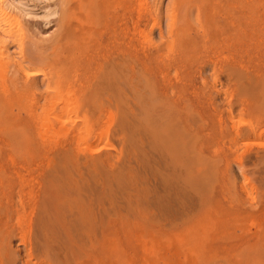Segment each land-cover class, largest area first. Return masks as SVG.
Masks as SVG:
<instances>
[{"label": "rangeland", "instance_id": "obj_1", "mask_svg": "<svg viewBox=\"0 0 264 264\" xmlns=\"http://www.w3.org/2000/svg\"><path fill=\"white\" fill-rule=\"evenodd\" d=\"M21 1L32 13L19 18L24 45H48L58 16L44 25L43 15L58 11L61 0ZM142 1L134 11L141 16L135 88H128L125 68L114 88L70 90L58 71L56 90L22 88L26 135H14L9 147L0 139V264H264V0H210L215 12L209 2L202 14L193 7L187 35L176 34L185 27V3ZM109 36L107 30L103 42ZM33 56L30 72L56 74L58 67ZM162 105L187 114L185 123L171 119L168 127L191 129L194 148L181 150L196 152L195 182L179 150L164 157L155 129ZM59 124L69 127V138Z\"/></svg>", "mask_w": 264, "mask_h": 264}, {"label": "bare ground", "instance_id": "obj_2", "mask_svg": "<svg viewBox=\"0 0 264 264\" xmlns=\"http://www.w3.org/2000/svg\"><path fill=\"white\" fill-rule=\"evenodd\" d=\"M147 1V0H146ZM145 0L142 2H146ZM149 1V0H148ZM216 1V0H215ZM220 1V0H219ZM184 6L186 5L188 7V10L186 11V17L183 21L184 26L182 23L180 25L182 27H179L175 25V27L178 28L176 31V34H185L187 31L186 25L188 26V19L191 15L190 12L192 8L196 7L195 10L198 11V13H201L202 10H204V7L209 2H212L210 0H179ZM178 2V3H179ZM216 1L215 3H217ZM225 2V0H224ZM238 2V1H237ZM259 2V1H258ZM135 3L136 0H61V8L58 11L55 9H49L45 11L43 15L44 19V25H47L49 23V19L57 15V27H58V34L56 38L54 37V40L51 41L48 45L45 46H38L33 45L29 47H26L24 45V33L21 25L23 23L22 20L20 21L21 17H30L32 15L31 11L29 10L26 2L24 3L21 0H0V139L1 142L4 145H8L9 141H12L14 135H23L22 129H24L23 125V118L21 117V114H23V109L25 108L23 105V89L22 88H60L58 85L62 84V79L60 77L61 74L65 81L67 83L68 88H114L115 81L118 79L119 72L122 71V69L125 68L128 69L126 71L130 72V75L127 78V85L128 88H135L134 87V71H135V61H136V46H135V36L134 33L136 32L135 29L137 26V19L139 20L138 15L135 14ZM147 3V2H146ZM150 3V2H149ZM147 3V4H149ZM177 3V2H176ZM213 8L215 7L214 1ZM229 3V2H227ZM58 4V3H57ZM140 4V3H139ZM211 4V3H210ZM219 6H221L219 3H217ZM216 4V5H217ZM225 4V3H224ZM235 4V3H234ZM237 4V3H236ZM239 4V3H238ZM142 5V4H141ZM180 5V4H179ZM240 5V4H239ZM143 6H145L143 4ZM161 6V5H160ZM159 6V7H160ZM183 6V5H182ZM212 6V5H211ZM224 6V5H223ZM228 6V5H227ZM238 6V5H237ZM150 8V5H146V13H150L152 9ZM186 7V9H187ZM208 7V6H207ZM206 7V8H207ZM217 7V6H216ZM229 7V6H228ZM226 8V12H228L230 8ZM234 7V6H233ZM236 7V6H235ZM142 8V6H141ZM144 8V7H143ZM158 8V7H157ZM156 8V9H157ZM175 8V7H173ZM172 8V9H173ZM178 8V7H177ZM212 8V9H213ZM219 8V7H218ZM222 7H220L221 9ZM225 8V7H224ZM45 9V8H44ZM145 9V8H144ZM185 9V10H186ZM198 9V10H197ZM209 9V7H208ZM60 10V11H59ZM143 10V9H141ZM150 10V11H149ZM214 8V12H215ZM218 10V9H217ZM228 10V11H227ZM157 11V10H156ZM161 11L158 9V12ZM167 10H165L166 12ZM177 11V9H176ZM205 11H207L205 9ZM44 12V11H43ZM137 12V11H136ZM144 12V10H143ZM171 12V11H169ZM14 14V16H18V18L15 16V18L10 17L9 14ZM140 13V11H139ZM145 13V16H146ZM148 13V14H149ZM152 13V11H151ZM154 13V11H153ZM162 13V12H161ZM211 13V12H210ZM209 13V14H210ZM41 14V13H40ZM144 14V13H142ZM156 13H154L155 15ZM202 14V13H201ZM201 14L199 16H201ZM212 14V13H211ZM228 14V13H227ZM230 14V13H229ZM35 15V14H34ZM141 15V13H140ZM150 15V14H149ZM160 15V14H159ZM162 15V14H161ZM208 15V14H207ZM206 15V16H207ZM217 15V14H216ZM143 15L142 17L145 18ZM180 16V15H179ZM198 16V17H199ZM209 16V15H208ZM211 16V15H210ZM209 16V17H210ZM263 16V15H262ZM39 17V16H38ZM147 17V16H146ZM149 17V16H148ZM150 19L151 15H150ZM158 17V15H156ZM155 17V20H156ZM161 17V16H160ZM223 17V16H222ZM20 18V19H19ZM170 18V17H169ZM168 18V19H169ZM177 18V17H176ZM226 18V21L230 20ZM153 19V18H152ZM160 19V18H159ZM171 19V18H170ZM178 19V18H177ZM181 17V21H182ZM205 19V18H204ZM212 19V17L210 18ZM209 19V20H210ZM14 20V22H12ZM155 20L154 23H155ZM158 20V19H157ZM195 20V19H194ZM200 20V19H198ZM202 20V18H201ZM206 20V19H205ZM208 20V18H207ZM13 23L15 28H12L9 23ZM152 21V22H153ZM159 21V20H158ZM190 21V19H189ZM197 21V20H196ZM142 22V21H141ZM144 22H146L144 20ZM150 22V21H149ZM151 22V23H152ZM206 22V21H205ZM190 23V22H189ZM15 24L17 26H15ZM140 24V23H138ZM144 24V23H143ZM169 24V23H168ZM177 24V23H176ZM201 24V23H200ZM206 24V23H205ZM213 24V23H212ZM227 24V23H226ZM147 25V24H146ZM179 25V23H178ZM202 25V24H201ZM230 26V24H228ZM232 25V24H231ZM236 26V24L234 23ZM174 27V28H175ZM199 27V26H198ZM233 27V26H232ZM216 29V27H214ZM218 28V27H217ZM221 28V27H220ZM225 28V27H224ZM234 28V27H233ZM168 29V27H167ZM222 29V28H221ZM25 30V29H24ZM38 30V29H37ZM109 31L110 36L108 37L107 42H103L102 37L105 34L106 31ZM176 30V29H175ZM183 30H186L185 32ZM210 30V29H209ZM169 31V30H168ZM182 31V32H181ZM223 31V30H222ZM226 31V30H224ZM172 32V31H171ZM181 32V33H180ZM219 32V31H218ZM217 32V33H218ZM188 33V32H187ZM187 33L185 35H187ZM190 33V32H189ZM222 33V32H221ZM137 34V33H136ZM173 34V33H172ZM214 34V33H213ZM226 34V33H225ZM224 34V35H225ZM24 35V36H23ZM170 35V34H169ZM182 35V34H181ZM227 35V34H226ZM208 36V35H207ZM143 37V36H142ZM149 37V36H148ZM180 37V36H179ZM186 37V36H185ZM209 37V36H208ZM146 38V37H145ZM174 38V37H173ZM227 38V37H226ZM229 38V36H228ZM39 40V39H38ZM46 40V39H45ZM143 40V39H141ZM169 40V39H168ZM42 41V40H41ZM144 41V40H143ZM145 42V41H144ZM210 42V41H209ZM192 44V43H191ZM150 46V45H149ZM192 46V45H191ZM15 48V49H13ZM194 48V47H193ZM33 49L38 51V54L34 53ZM205 49V48H204ZM156 52V51H155ZM157 53V52H156ZM160 53V52H159ZM33 54L36 56V58L39 60L38 62L45 63L49 66L58 67L56 68V71L59 73L56 74H43L41 78L38 77V73L36 71L30 72L29 71V64L32 63L31 60L34 59ZM164 56V55H163ZM138 57V56H137ZM169 58V57H168ZM171 59V58H170ZM189 59V58H188ZM226 59V58H225ZM172 60V59H171ZM170 60V61H171ZM148 61V60H147ZM169 61V60H168ZM228 61V60H227ZM35 62V61H34ZM37 62V60H36ZM169 63V62H168ZM34 64V63H33ZM31 64V65H33ZM46 65V66H47ZM189 65V64H188ZM174 66V65H173ZM176 66V65H175ZM30 67V66H29ZM193 67V66H192ZM48 68V67H47ZM31 69V68H30ZM55 69V68H54ZM34 70V69H33ZM65 72V76L60 72ZM64 70V71H63ZM120 70V71H119ZM42 72V71H41ZM70 72H73L72 75L73 78L71 79L68 74ZM90 72V73H89ZM52 73V72H50ZM47 74L49 76H47ZM90 74V75H89ZM71 76V75H70ZM57 78V79H56ZM59 79H61L59 81ZM180 81V80H179ZM61 83V84H58ZM117 83V82H116ZM65 84V83H64ZM63 84V85H64ZM65 88V87H64ZM50 89V90H51ZM63 89V88H62ZM30 90V89H29ZM49 90V92H50ZM71 90V89H70ZM69 90V91H70ZM74 91V89H72ZM32 91V90H31ZM67 91V90H66ZM96 91V90H95ZM48 92V91H47ZM62 92V91H61ZM89 92V91H88ZM93 92V91H92ZM69 93V92H68ZM66 92V95L68 94ZM73 93V92H72ZM42 94V93H41ZM62 94V93H61ZM71 94V92H70ZM34 95V94H33ZM32 95V96H33ZM49 95V93H48ZM64 95V93H63ZM62 95V96H63ZM65 95V96H66ZM28 96V95H27ZM26 96V97H27ZM43 97V94L42 96ZM45 98V97H44ZM41 100V98H40ZM38 100V101H40ZM49 100H52L51 98ZM48 100V101H49ZM57 100V99H54ZM64 100V99H63ZM77 100V99H76ZM60 101V98H59ZM62 101V99H61ZM30 102V101H28ZM34 103V102H33ZM57 103V101H56ZM62 103V102H61ZM70 104V103H68ZM66 105L69 106V105ZM38 105V104H36ZM34 105V106H36ZM50 105V102H49ZM53 105V104H52ZM51 105V107H52ZM145 105V104H144ZM171 105V104H170ZM169 105V106H170ZM46 106V105H45ZM55 106V105H54ZM60 106V105H59ZM63 108L64 105L62 104ZM99 106V105H98ZM168 106V107H169ZM58 107V105H57ZM66 107L65 112L66 111ZM36 108V107H35ZM54 108V107H53ZM51 108V109H53ZM62 108V107H60ZM62 108V109H63ZM92 108V107H91ZM97 108V107H96ZM183 108V107H182ZM13 109H15L14 113H12ZM50 109V108H49ZM60 109L59 111H61ZM68 109V108H67ZM70 110V109H69ZM74 109H71V111ZM176 105L171 108H167V105H162V113L158 116V121L161 118L162 123L159 128L155 126L156 135L161 138L162 143H166L165 153L164 157H167L168 155L176 156V152L179 150L180 154V161L183 167H186V175L190 181L191 180H197L195 177V166L193 159L190 155H196L192 152V154L188 152V150H181L182 146L184 149L189 146V148H194L193 143L190 142V138L187 134L186 130H191L188 126L184 128L182 131L179 128H169V121L171 119L172 122L175 124L178 121V124L181 122H184L183 120H187V114H184V112H180V110ZM31 111V110H30ZM33 111V110H32ZM41 111V110H40ZM58 111V112H59ZM63 111V110H62ZM70 111V112H71ZM161 111V110H160ZM157 112V111H155ZM230 112V111H229ZM25 113H27L25 111ZM64 113V111H63ZM159 113V111L157 112ZM29 114V113H28ZM27 114V115H28ZM72 114V113H70ZM30 115V114H29ZM33 115V114H32ZM31 115V117H32ZM47 115V114H46ZM74 115V113H73ZM102 115V114H101ZM184 115L185 117H183ZM75 116V115H74ZM81 117L80 115H78ZM54 117V116H53ZM66 117V116H65ZM77 117V116H75ZM111 117V115H110ZM109 117V119H110ZM220 117V116H219ZM68 119V117H66ZM37 119V118H36ZM43 119V118H42ZM70 119V118H69ZM68 119V120H69ZM75 119V118H74ZM89 119V117L87 118ZM112 119V118H111ZM128 119V118H127ZM30 120V118H29ZM28 120V121H29ZM34 120V119H33ZM52 120V119H51ZM62 120V119H61ZM64 120V119H63ZM62 120V124H63ZM155 120V119H154ZM50 121V119H49ZM110 121V120H109ZM108 121V122H109ZM168 122L166 124L167 126H163V122ZM31 123V121H29ZM35 122V121H33ZM33 122L31 123L33 125ZM38 122V121H37ZM47 122V121H46ZM68 123L67 121H64V124ZM82 122V121H81ZM87 122V121H86ZM107 122V121H106ZM171 122V121H170ZM187 122V121H186ZM45 123V122H44ZM48 123V122H47ZM59 123V122H58ZM154 123V122H153ZM185 123V122H184ZM182 125H186V124ZM26 124H28L26 122ZM69 124V123H68ZM72 124V123H71ZM90 124V123H89ZM104 124V123H103ZM102 124V125H103ZM106 124V123H105ZM138 124V123H137ZM156 124V121L155 123ZM38 125V124H37ZM66 125V124H65ZM78 125V124H76ZM81 126V124H79ZM131 125V124H130ZM30 126V125H29ZM45 126V125H44ZM63 125L59 124V127L56 126L59 130H62ZM73 126V125H72ZM91 126V125H90ZM174 127V125H172ZM190 126V125H189ZM66 127V126H65ZM69 127L70 124H69ZM67 127V128H69ZM93 127V126H92ZM111 127V125H109ZM171 127V126H170ZM38 128V127H37ZM64 128L63 129H67ZM82 128V127H81ZM89 128V127H87ZM188 128V129H187ZM233 128V127H232ZM77 129V127H76ZM84 129V128H83ZM93 128H91L92 130ZM123 129V128H122ZM127 129V128H126ZM35 130V129H34ZM47 130V129H46ZM49 130V129H48ZM86 130V129H85ZM84 130V131H85ZM235 130V128H234ZM28 131V130H27ZM63 131V130H62ZM64 135V131L59 133H62L65 138L68 136L70 137V133L68 129L66 130ZM93 131V130H92ZM46 132V131H45ZM56 132V131H55ZM73 135H77L76 133H79L77 131H72ZM83 132V131H82ZM87 132V131H85ZM103 131H101L99 134H102ZM195 132V131H193ZM251 132V130H250ZM58 133V132H57ZM58 133V134H59ZM89 133V132H87ZM97 133V132H96ZM108 133V132H107ZM255 133V132H254ZM43 134V133H42ZM53 134V132H52ZM56 134V133H55ZM86 134V133H84ZM94 134V133H93ZM138 134V133H137ZM231 134V133H230ZM26 134L23 135V137ZM61 135V134H60ZM97 135V134H96ZM196 135V134H195ZM238 135V134H237ZM242 135V134H241ZM38 136V135H37ZM73 136V137H74ZM86 136V135H84ZM192 136V135H191ZM197 136V135H196ZM235 136V135H234ZM254 136V135H253ZM30 137V136H29ZM79 137V136H78ZM106 137V136H105ZM138 137H140L138 135ZM12 138V139H11ZM17 140V137H15ZM21 139V137H18ZM41 138V135H40ZM75 138V137H74ZM91 138V137H90ZM95 138V137H94ZM26 139V138H25ZM38 139V138H37ZM73 139V138H71ZM81 139V138H80ZM88 139V138H87ZM106 139V138H105ZM28 140H30L28 138ZM66 140V139H64ZM63 140V141H64ZM84 140V139H81ZM94 140V139H93ZM189 140V143H188ZM14 141V139H13ZM24 141V140H23ZM22 141V142H23ZM26 141V140H25ZM85 141V140H84ZM87 141V140H86ZM89 141V140H88ZM85 142V143H88ZM14 141L13 143H15ZM28 142V141H27ZM30 142V141H29ZM59 142V141H58ZM82 142V141H81ZM143 142V141H142ZM186 142V143H185ZM18 143V142H17ZM37 143V142H36ZM49 143V142H48ZM61 143V142H60ZM82 142V144H85ZM108 143V142H107ZM10 144V143H9ZM16 144V143H15ZM20 144V143H19ZM40 144V143H39ZM45 144V143H44ZM52 144V143H51ZM95 144V143H94ZM93 144V147H94ZM98 144V143H97ZM102 144V143H101ZM105 144V143H104ZM142 144V143H141ZM190 144V145H189ZM11 145V144H10ZM18 145V144H17ZM41 145V144H40ZM53 145V144H52ZM60 145V144H59ZM64 145V144H63ZM108 145V144H107ZM110 145V144H109ZM159 145V144H158ZM12 146V145H11ZM24 146V145H23ZM47 146V145H46ZM45 146V148H46ZM74 146V145H73ZM89 146V144L87 145ZM104 146V145H102ZM198 146V145H197ZM9 147V145H8ZM40 147V146H39ZM71 147V145H70ZM85 147V146H84ZM91 147V146H90ZM89 147V148H90ZM16 148V147H15ZM20 148V147H19ZM32 148V147H30ZM59 148V147H58ZM101 148L98 147V149ZM106 148V147H105ZM132 148V147H131ZM17 149V148H16ZM15 149V150H16ZM51 149V148H50ZM62 149V148H61ZM74 149V148H73ZM86 149V148H84ZM83 149V150H84ZM88 149V148H87ZM92 149V148H91ZM90 149V150H91ZM97 149V147H96ZM107 149V148H106ZM110 149V148H109ZM43 150V149H42ZM60 150V149H59ZM89 150V152H90ZM102 150V149H100ZM130 150V149H129ZM192 150V149H191ZM197 150V148H196ZM50 151V150H49ZM48 151V152H49ZM104 151V150H103ZM109 151V150H108ZM111 151V150H110ZM132 151V150H131ZM157 151V150H156ZM232 151V150H231ZM53 152V151H52ZM92 152V151H91ZM95 152V151H94ZM105 152V151H104ZM103 152V153H104ZM162 152V151H161ZM56 153V151H55ZM54 153V155H55ZM73 153V152H71ZM88 153V152H86ZM93 153V152H92ZM102 153V155H103ZM130 153V152H129ZM128 153V154H129ZM59 154V153H58ZM89 154V153H88ZM106 154V153H105ZM135 154V153H134ZM61 155V154H60ZM108 155V154H107ZM62 156V155H61ZM77 156V155H76ZM104 156V155H103ZM64 159V158H63ZM86 159V158H85ZM88 159V158H87ZM73 160V159H71ZM89 160V159H88ZM107 160V159H106ZM186 160V161H184ZM84 161V160H83ZM104 161V159H103ZM13 162V161H12ZM78 162V161H77ZM106 162V161H105ZM199 162V161H198ZM130 163V162H129ZM177 165V163H176ZM180 165V164H179ZM66 166V165H65ZM172 166V165H171ZM188 166V167H187ZM23 169V167H22ZM194 170V172L191 174V171ZM201 171V170H200ZM197 172V170H196ZM18 176V174H16ZM98 175V174H97ZM158 177V176H157ZM200 177V176H199ZM171 178V177H170ZM20 179V178H19ZM139 179V178H138ZM160 179V178H159ZM112 180V179H111ZM20 181V180H19ZM98 181V180H97ZM192 181V182H193ZM29 182V181H28ZM103 182V181H102ZM191 182V183H192ZM195 182V181H194ZM26 183V182H25ZM28 184V183H26ZM30 185V183H29ZM28 185V187H29ZM27 186V185H26ZM25 187V186H24ZM26 188V187H25ZM30 189V188H29ZM106 189V188H105ZM145 190V189H144ZM23 195V194H22ZM20 199V198H19ZM21 205V204H19ZM23 206V204H22ZM29 209V206H28ZM32 210V209H31ZM26 212V211H25ZM30 215V214H29ZM28 215V216H29ZM108 226V225H107ZM100 227V226H99ZM139 229V228H138ZM205 229V228H204ZM92 232V230H91ZM161 232V231H160ZM144 233V232H143ZM194 234V233H193ZM165 235V234H164ZM179 236V235H178ZM104 237V236H103ZM107 237V236H106ZM141 237V236H139ZM105 238V237H104ZM115 238V236H114ZM153 239V238H152ZM173 239V238H172ZM116 240V239H115ZM114 240V241H115ZM150 240V239H149ZM154 240V239H153ZM177 240V239H176ZM28 241V240H27ZM143 241V240H142ZM161 242V241H160ZM115 243V242H114ZM113 243V244H114ZM144 243V242H143ZM147 243V242H146ZM259 243V242H258ZM158 244V243H156ZM167 244V243H166ZM173 244V243H172ZM176 244V243H175ZM180 244V243H179ZM111 245V244H109ZM143 245V244H142ZM197 245V244H196ZM114 247L116 245H113ZM156 246V245H155ZM112 247V245H111ZM145 248V246H143ZM175 247V246H174ZM108 248V247H107ZM154 248V247H153ZM155 249V248H154ZM113 250V249H112ZM115 250V248H114ZM167 250V249H166ZM157 253V252H156ZM116 254V253H115ZM30 258V257H29ZM151 259V258H150ZM31 260V259H30ZM161 261V260H160ZM33 263V262H32ZM239 263V262H238Z\"/></svg>", "mask_w": 264, "mask_h": 264}]
</instances>
